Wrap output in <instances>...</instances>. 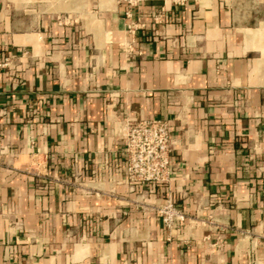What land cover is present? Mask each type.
Listing matches in <instances>:
<instances>
[{"label":"crops","instance_id":"0c3cea01","mask_svg":"<svg viewBox=\"0 0 264 264\" xmlns=\"http://www.w3.org/2000/svg\"><path fill=\"white\" fill-rule=\"evenodd\" d=\"M126 10L0 0V264H264V0H147L140 54ZM144 120L167 185L125 178Z\"/></svg>","mask_w":264,"mask_h":264},{"label":"built area","instance_id":"2783aa9c","mask_svg":"<svg viewBox=\"0 0 264 264\" xmlns=\"http://www.w3.org/2000/svg\"><path fill=\"white\" fill-rule=\"evenodd\" d=\"M125 3L126 32L132 40L122 46L128 53H137L135 50V37L137 32L145 29V15L140 13L134 19L133 9L147 0H120ZM160 17L154 21L160 23ZM67 25L70 20H60ZM7 60L0 67L7 66ZM124 154L126 158L125 178L131 184H158L170 183V127L167 122L160 120H144L140 122H125L123 128ZM162 225L172 230L176 222L183 221L184 215L176 206L172 197L157 209Z\"/></svg>","mask_w":264,"mask_h":264}]
</instances>
